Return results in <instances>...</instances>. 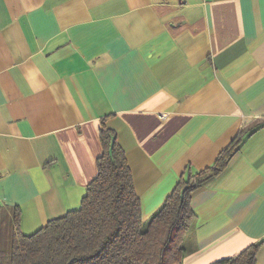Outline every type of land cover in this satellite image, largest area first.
<instances>
[{
  "label": "crops",
  "instance_id": "0c3cea01",
  "mask_svg": "<svg viewBox=\"0 0 264 264\" xmlns=\"http://www.w3.org/2000/svg\"><path fill=\"white\" fill-rule=\"evenodd\" d=\"M103 123L144 221L237 138L182 264L259 242L264 264V0H0V206L22 233L80 207Z\"/></svg>",
  "mask_w": 264,
  "mask_h": 264
},
{
  "label": "trees",
  "instance_id": "16d2710c",
  "mask_svg": "<svg viewBox=\"0 0 264 264\" xmlns=\"http://www.w3.org/2000/svg\"><path fill=\"white\" fill-rule=\"evenodd\" d=\"M100 141L103 153L97 160L98 174L88 185L78 209L25 235L20 210L0 206V264L183 263L184 237L195 218L192 194L226 170L240 141L236 138L212 166L182 179L147 221L142 216L125 152L105 123ZM10 209L13 214L8 238L3 226ZM260 246L261 242L253 244L213 264H257Z\"/></svg>",
  "mask_w": 264,
  "mask_h": 264
},
{
  "label": "rangeland",
  "instance_id": "374dc122",
  "mask_svg": "<svg viewBox=\"0 0 264 264\" xmlns=\"http://www.w3.org/2000/svg\"><path fill=\"white\" fill-rule=\"evenodd\" d=\"M11 228H12V226H11V223H10V220H9V218L6 216L5 218H4V226H3V229H4V232H5V235L8 237V238H10V231H11ZM8 243V245H9V242H7ZM4 247L7 249V245L6 244H4Z\"/></svg>",
  "mask_w": 264,
  "mask_h": 264
}]
</instances>
